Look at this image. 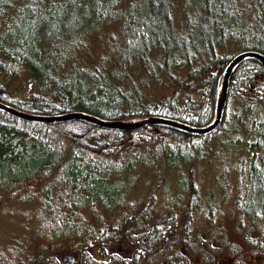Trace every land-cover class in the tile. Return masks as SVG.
<instances>
[{
	"label": "trees",
	"instance_id": "1",
	"mask_svg": "<svg viewBox=\"0 0 264 264\" xmlns=\"http://www.w3.org/2000/svg\"><path fill=\"white\" fill-rule=\"evenodd\" d=\"M247 50L264 54V0H0V101L37 115L204 126L226 68ZM204 170L214 173L204 190L209 220L233 198L264 223V64L256 58L234 68L222 119L205 134L163 123L43 122L0 108V192L46 179L33 192L50 238L63 229L117 238L129 193L150 186L169 209L192 199L178 192L201 193ZM136 213L149 221V209Z\"/></svg>",
	"mask_w": 264,
	"mask_h": 264
},
{
	"label": "rangeland",
	"instance_id": "2",
	"mask_svg": "<svg viewBox=\"0 0 264 264\" xmlns=\"http://www.w3.org/2000/svg\"><path fill=\"white\" fill-rule=\"evenodd\" d=\"M203 175L201 176L203 186L200 194L204 196V211H206L207 196L204 190L209 189L214 183V173H205L204 170ZM45 182L46 179H41L21 183L18 188V191L21 192H12L10 195L1 194L2 192H0V264H47V260L51 257L53 259L51 264H57V256L65 250H80L81 258L79 259L81 264H116L117 261L114 262L118 259L116 254L113 255L114 258L107 260L108 252L114 249L112 245L116 242L106 241L104 245L101 243L99 246L95 245L98 242L97 239H85L84 233L74 235V233L64 229L60 231L58 237H47L48 234H54V231H51L52 228L44 224L42 220L51 219L46 216L41 219V215L37 211L41 209L43 203L40 200V193H37L38 196L36 197V193L33 192ZM137 189L139 188L129 193L124 199L123 204L119 207L121 213L125 210L123 206L126 207L128 215H134L137 208H150L153 204L156 205L157 210H162L160 211L161 214L168 213V204L164 202L165 197L157 196L158 190H153L150 186L146 188L148 190ZM172 192L174 193V191ZM138 195L145 198L138 200L136 198ZM230 200L232 202L222 205L213 220H209L205 215V220L198 219L194 224L196 231L206 226L212 238L218 237V239L211 238L212 247H208L209 251H207V255L214 261L228 255L233 257L235 254H244L247 246L264 252V223L251 220L234 206L233 198ZM131 208H134V210L129 212ZM155 212L153 210L152 217ZM80 214L82 215V213ZM77 216H79V213ZM93 219L94 215L92 216ZM60 220H57L58 223ZM88 220L89 216L87 222ZM87 224L84 223V227ZM104 225L107 224L102 226ZM194 233L192 231L190 236H194ZM214 243L219 246L214 245ZM91 245L92 248L100 247L102 249L104 255L101 251L94 253L96 257L102 258L101 261L98 262L92 257L90 253ZM253 252L255 253V251ZM250 253L251 251L248 254ZM214 254L217 255L216 258L213 257Z\"/></svg>",
	"mask_w": 264,
	"mask_h": 264
},
{
	"label": "flooded vegetation",
	"instance_id": "3",
	"mask_svg": "<svg viewBox=\"0 0 264 264\" xmlns=\"http://www.w3.org/2000/svg\"><path fill=\"white\" fill-rule=\"evenodd\" d=\"M180 193L192 199L176 198V204L167 209V214H161L153 204L146 208L150 210V216L149 221L145 223L137 222L139 217L128 215L126 207L123 206L125 210L122 213L126 214L121 213L118 237L97 238L98 242L95 245L100 246L101 243L104 245L106 241L116 242L112 245L114 249L108 252L107 258V260L114 258L113 255L116 254L118 256V259L114 260L117 261L116 264H264V252L249 246L244 254H235L233 257L228 255L218 261L210 258L207 251L208 247H212V235L206 226L198 231L194 226L198 219L205 220L204 196L194 190ZM162 194L164 192L158 191L157 196ZM164 202L168 204L166 200ZM153 210L156 212L152 217ZM136 214L135 212L134 215ZM192 231L195 232L194 236H190ZM214 245L219 246L216 243ZM90 250L96 261L102 260L94 254L101 251L104 255L100 247L92 248L91 245ZM213 257L216 258L217 255L214 254ZM79 258L80 250H65L60 252L56 259L57 264H81ZM52 260V257L49 258L47 264H51Z\"/></svg>",
	"mask_w": 264,
	"mask_h": 264
},
{
	"label": "water",
	"instance_id": "4",
	"mask_svg": "<svg viewBox=\"0 0 264 264\" xmlns=\"http://www.w3.org/2000/svg\"><path fill=\"white\" fill-rule=\"evenodd\" d=\"M253 57L260 60L264 64V54L260 52H256L253 50L242 51L238 53L235 57H233L232 61L228 65L225 70L221 86L219 97L217 101V108L216 114L213 120L204 126H192L183 122L176 121L170 118L164 117H146V118H139V119H131V120H105L98 116L91 115L89 113H85L83 111H71L66 113H61L57 115H37L29 112L22 111L10 105H7L0 101V108L8 111L12 114L20 116L25 119L29 120H36V121H43V122H55V121H64L68 119H84L94 123H97L102 126L112 127V128H137L140 126L148 125V124H156V123H163L174 125L180 128H183L189 132L196 133V134H205L212 131L216 128L223 116L224 108L227 102L228 97V85L230 76L234 70V68L245 58ZM74 264V263H71Z\"/></svg>",
	"mask_w": 264,
	"mask_h": 264
},
{
	"label": "bare ground",
	"instance_id": "5",
	"mask_svg": "<svg viewBox=\"0 0 264 264\" xmlns=\"http://www.w3.org/2000/svg\"><path fill=\"white\" fill-rule=\"evenodd\" d=\"M161 197V196H160ZM138 200H142L143 198H145L144 196H142V195H138L137 197H136Z\"/></svg>",
	"mask_w": 264,
	"mask_h": 264
}]
</instances>
